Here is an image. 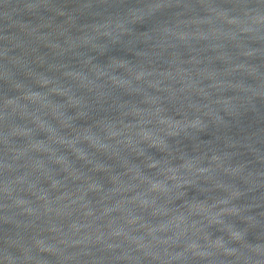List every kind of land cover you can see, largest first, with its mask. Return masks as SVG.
I'll return each mask as SVG.
<instances>
[{"label": "water", "instance_id": "95a60500", "mask_svg": "<svg viewBox=\"0 0 264 264\" xmlns=\"http://www.w3.org/2000/svg\"><path fill=\"white\" fill-rule=\"evenodd\" d=\"M0 264H264V0H0Z\"/></svg>", "mask_w": 264, "mask_h": 264}]
</instances>
